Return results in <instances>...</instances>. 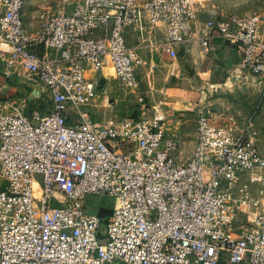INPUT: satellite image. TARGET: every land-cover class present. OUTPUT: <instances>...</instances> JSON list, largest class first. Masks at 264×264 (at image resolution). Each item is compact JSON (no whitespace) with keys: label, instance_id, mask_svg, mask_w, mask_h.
<instances>
[{"label":"built area","instance_id":"2783aa9c","mask_svg":"<svg viewBox=\"0 0 264 264\" xmlns=\"http://www.w3.org/2000/svg\"><path fill=\"white\" fill-rule=\"evenodd\" d=\"M55 5L33 33L26 0H0V59L51 103L30 116L0 103V264H264V212L236 209L261 203L236 185L264 169L247 131L208 111L193 155L180 162L162 115L103 125L83 111L103 92L107 66L122 85L138 86L131 32H164L174 61L180 47L207 55L217 40L235 47L264 93V9L200 23L193 0ZM91 194L114 199L110 216L87 212Z\"/></svg>","mask_w":264,"mask_h":264},{"label":"rangeland","instance_id":"374dc122","mask_svg":"<svg viewBox=\"0 0 264 264\" xmlns=\"http://www.w3.org/2000/svg\"><path fill=\"white\" fill-rule=\"evenodd\" d=\"M199 12V22L221 14H247L264 9V0H193ZM55 0H27L26 18L29 30L33 33L43 30L39 16L52 7ZM167 36L155 31L151 35L134 36L130 34V46L136 51L135 69L139 84L135 88L122 85L115 78L114 70L109 68L108 81L102 84L103 92L95 105L83 109L89 118L98 124H109L125 119L147 118L160 114L166 124L167 137L177 143L176 159L187 162L197 145V126L199 117L210 112L217 123L222 124L234 87L249 88V82H260L258 78L243 70L242 78H233L231 73L219 77L211 55L194 46L186 51L180 47L178 61L172 60L164 51ZM24 71L9 70L0 59V103L8 110H18L25 115L34 111L48 112L50 96L42 86L28 81ZM249 76V77H248ZM141 115V116H142ZM248 177L236 184H247L252 195L258 198L259 206L236 208L238 213L256 215L255 211L264 207V169L247 173ZM40 180V178H37ZM3 180L0 178V185ZM86 202L97 213L100 208L111 210L114 199L109 196L87 195ZM54 205H58L54 203Z\"/></svg>","mask_w":264,"mask_h":264},{"label":"crops","instance_id":"0c3cea01","mask_svg":"<svg viewBox=\"0 0 264 264\" xmlns=\"http://www.w3.org/2000/svg\"><path fill=\"white\" fill-rule=\"evenodd\" d=\"M51 6L52 7H49V5H47L45 10L54 9L56 7L54 4ZM130 34L135 36V32H131ZM209 54L211 55V61L215 62V66L217 67L216 71L218 72L219 77H223L225 74L231 73V77L242 78L244 80L243 69L239 65L240 54L235 47H225L220 41L217 40L212 42ZM107 67L104 69V74L107 76L108 81L107 74L111 72L108 70L110 67ZM242 90L243 91L241 92V89L238 88V86L234 87V96L230 98V104L225 107L228 111L225 113V117L222 120V125L230 128L235 133L241 132L243 130L247 131L253 142L259 148L260 152L264 154L263 85L259 81L256 82V79L254 78L253 82H249V88H242ZM231 117L233 118L232 120ZM247 177V174L244 175L238 180V183ZM235 193L238 194L237 189L235 190ZM255 212V214L264 212V207L261 206Z\"/></svg>","mask_w":264,"mask_h":264},{"label":"water","instance_id":"95a60500","mask_svg":"<svg viewBox=\"0 0 264 264\" xmlns=\"http://www.w3.org/2000/svg\"><path fill=\"white\" fill-rule=\"evenodd\" d=\"M111 210H108L106 208H100L97 212L98 217H100L101 219H105L106 217L111 215Z\"/></svg>","mask_w":264,"mask_h":264},{"label":"bare ground","instance_id":"6f19581e","mask_svg":"<svg viewBox=\"0 0 264 264\" xmlns=\"http://www.w3.org/2000/svg\"><path fill=\"white\" fill-rule=\"evenodd\" d=\"M110 67V66H109ZM108 68V67H107ZM110 68H112V67H110ZM113 69V68H112ZM114 70V69H113ZM114 74H115V72H114Z\"/></svg>","mask_w":264,"mask_h":264}]
</instances>
